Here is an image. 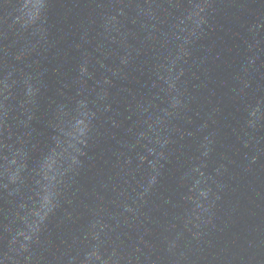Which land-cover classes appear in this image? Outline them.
<instances>
[{"label": "water", "instance_id": "water-1", "mask_svg": "<svg viewBox=\"0 0 264 264\" xmlns=\"http://www.w3.org/2000/svg\"><path fill=\"white\" fill-rule=\"evenodd\" d=\"M0 264H85L37 0H0Z\"/></svg>", "mask_w": 264, "mask_h": 264}]
</instances>
